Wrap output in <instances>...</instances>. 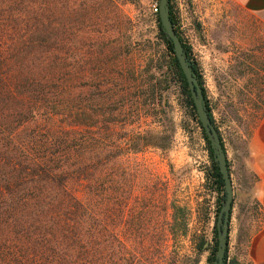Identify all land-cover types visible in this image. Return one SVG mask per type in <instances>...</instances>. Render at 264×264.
Returning a JSON list of instances; mask_svg holds the SVG:
<instances>
[{"label":"trees","instance_id":"trees-1","mask_svg":"<svg viewBox=\"0 0 264 264\" xmlns=\"http://www.w3.org/2000/svg\"><path fill=\"white\" fill-rule=\"evenodd\" d=\"M166 1L168 17L176 32L169 0ZM82 5L81 0H74L72 6L69 0H0V217L5 218L4 230H0V264L12 261L15 264H97L103 237L110 239V245L115 230V149L118 147L117 139L113 138L115 127L118 124L127 128L125 159L147 146L165 148L145 139L144 135L151 129L138 131L139 143L132 141L134 122L152 116L154 103L147 106L96 101L102 85L107 91L116 87L124 94L132 86L131 75L127 74L125 80L118 78L124 66L129 67L128 71L137 70L136 58L131 54L124 59L128 53L112 54L106 48L103 54L94 53L89 64L95 73L89 85L95 99L83 103L84 64L77 59L72 69L66 48L69 24L80 38L83 24L93 19L95 10ZM150 15L156 31L154 38L163 47L158 57L163 67L162 80L178 88L186 126L191 133L197 130L203 142L206 162L201 222L192 234L191 250L195 261L203 251L208 252L206 260L212 261L216 213L224 198L223 181L157 11ZM178 38L200 85V75L189 48ZM147 87L152 95L155 83H148ZM200 89L203 107L212 122L203 88ZM104 113L107 117L101 119ZM261 113L254 119L251 130ZM150 124L151 121L147 126ZM215 130L223 147L216 127ZM102 131H106V136ZM139 162V165L145 164L144 160ZM149 181L151 189L143 191L141 198L149 202L160 197L166 199L168 180L160 181L152 175ZM211 199L214 208L209 236L206 223ZM169 208L172 210L170 229L185 227L187 217L177 215L181 208L176 199L170 200ZM142 221L139 217L138 222ZM164 237L162 233L158 239L163 241ZM172 237L175 239L176 234L172 233Z\"/></svg>","mask_w":264,"mask_h":264},{"label":"rangeland","instance_id":"rangeland-1","mask_svg":"<svg viewBox=\"0 0 264 264\" xmlns=\"http://www.w3.org/2000/svg\"><path fill=\"white\" fill-rule=\"evenodd\" d=\"M73 1L69 0L71 6ZM81 1L85 9L90 6L95 10L93 19L83 24L80 38L75 36L69 24L66 48L72 69L77 59L84 64L83 103L95 99L89 85L95 73L89 64L94 53L101 51L103 54L106 48L112 54L128 53L124 59L131 54L136 58L137 70L128 71L129 67L124 66L118 78L125 80L127 74L131 75L133 82L129 83L132 86H128L124 94L116 87L107 91L102 85L96 101L100 104L145 103L147 106L154 103L152 116L134 122L132 141L139 143L138 131L151 129L144 135L145 139L165 147L147 146L125 159L127 128L118 124L115 127L113 138L118 142L115 149V230L110 245V239L103 237L97 264H210L211 261L206 260L207 251L195 261L191 250L192 234L201 222L205 150L197 130L191 133L186 126L178 88L172 82L162 80L163 67H160L158 57L163 47L154 38L156 31L150 15L151 4L157 0ZM169 5L176 32L188 46L190 57L196 64L204 102L221 137L227 161L232 201L225 264L228 261L231 264H253L250 246L261 230L263 219L250 191L254 177L248 168L246 143L254 119L264 108V21L246 12L233 0H169ZM153 82L156 89L150 95L147 84ZM105 117L107 114L104 113L101 119ZM102 133L107 134L106 131ZM141 160L145 164L139 165ZM152 175L158 176L160 181L168 180L166 199L160 197L149 202L141 198L143 191L151 189L149 180ZM171 199H176L181 208L177 215L187 217L185 227L170 229ZM209 203L206 231L210 236L212 199ZM139 217L143 219L140 223ZM4 220L0 217V230H4ZM162 233L165 234L163 241L158 239ZM172 233L176 234L175 239ZM1 257L6 259L3 254ZM11 264H15L14 261Z\"/></svg>","mask_w":264,"mask_h":264},{"label":"water","instance_id":"water-1","mask_svg":"<svg viewBox=\"0 0 264 264\" xmlns=\"http://www.w3.org/2000/svg\"><path fill=\"white\" fill-rule=\"evenodd\" d=\"M157 16L162 26L164 33L171 43L174 57L178 66L184 76L186 86L192 100L198 121L206 136L210 149L212 160L216 163L218 171L223 181L224 198L216 213L215 232L216 245L213 259L210 264H223V255L226 246V236L228 231L229 211L232 201L231 182L226 164V157L221 145V141L217 135L215 127L213 126L207 111L203 107L202 92L197 79L191 72L189 63L186 60L183 49L180 45L179 38L171 24L168 17V8L166 0H158ZM227 264H231L228 261Z\"/></svg>","mask_w":264,"mask_h":264},{"label":"crops","instance_id":"crops-1","mask_svg":"<svg viewBox=\"0 0 264 264\" xmlns=\"http://www.w3.org/2000/svg\"><path fill=\"white\" fill-rule=\"evenodd\" d=\"M233 2L264 21V0H233ZM246 148L248 168L254 177L250 191L263 219L261 230L252 240L250 257L253 264H264V110L247 139Z\"/></svg>","mask_w":264,"mask_h":264},{"label":"built area","instance_id":"built-area-1","mask_svg":"<svg viewBox=\"0 0 264 264\" xmlns=\"http://www.w3.org/2000/svg\"><path fill=\"white\" fill-rule=\"evenodd\" d=\"M157 11V2L151 4V12L154 13Z\"/></svg>","mask_w":264,"mask_h":264},{"label":"flooded vegetation","instance_id":"flooded-vegetation-1","mask_svg":"<svg viewBox=\"0 0 264 264\" xmlns=\"http://www.w3.org/2000/svg\"><path fill=\"white\" fill-rule=\"evenodd\" d=\"M211 263V262H210ZM223 264H225L224 262H223Z\"/></svg>","mask_w":264,"mask_h":264}]
</instances>
